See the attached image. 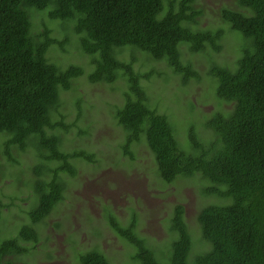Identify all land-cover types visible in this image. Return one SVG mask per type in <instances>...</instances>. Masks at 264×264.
I'll return each mask as SVG.
<instances>
[{
    "label": "trees",
    "instance_id": "16d2710c",
    "mask_svg": "<svg viewBox=\"0 0 264 264\" xmlns=\"http://www.w3.org/2000/svg\"><path fill=\"white\" fill-rule=\"evenodd\" d=\"M198 1L0 0V175L9 166L16 167L20 154L29 148L37 155L27 171L33 174L31 180L25 179L26 171L11 173L18 183L23 180L31 187L33 200L24 210L29 222L22 221L13 232L3 230L8 218L2 210L14 203L0 199V264H18L29 256L38 242L35 226L64 199V175L78 173L73 162L95 161L92 152L62 148L64 135L77 125L65 122L62 92L73 89L84 69L77 64L59 66L50 51L65 50L72 39L70 47L92 58L90 83L115 84L124 79L127 84L124 105L115 111L125 133L122 154L133 156V145L144 141L166 183L198 175L209 184L204 197L224 200L199 210L197 220L207 248L192 259L194 241L181 205L174 208L171 219L175 237L168 261L157 258L138 236L135 218L124 226L110 215L112 231L133 247V259L140 264H264V0H235L234 6L219 9L222 25L247 41L235 68L219 65L213 57L223 48L226 30L194 27L205 15ZM31 9L47 10L49 21L72 23V28L58 38L45 23L34 35ZM186 46L206 57L214 95L230 105L228 112L216 110L205 122L214 134L209 147L194 126L189 128L191 150L180 145L168 116L150 108L141 80L152 72L136 71L134 56L129 61L119 58L125 50L145 54L151 61L165 62L187 84L198 80L199 73L192 61L184 60ZM76 98L80 120L84 112L81 98ZM80 134L87 131L80 129ZM78 261L111 264L95 249L80 252Z\"/></svg>",
    "mask_w": 264,
    "mask_h": 264
},
{
    "label": "rangeland",
    "instance_id": "374dc122",
    "mask_svg": "<svg viewBox=\"0 0 264 264\" xmlns=\"http://www.w3.org/2000/svg\"><path fill=\"white\" fill-rule=\"evenodd\" d=\"M234 3L235 0H199L197 6L205 10V15L194 26L196 29L223 27L226 30L221 41L223 48L219 53H213V57L219 65L231 68H235L241 48L247 41L241 34L227 30L218 15L223 5L234 6ZM31 11L34 35L41 32L45 23L52 29V35L58 38L72 28V23L49 21L47 10ZM70 45L65 50L50 51L51 60L59 66L77 64L84 69V75L74 82L73 89L62 92V112L67 114L65 122L77 123L64 135L62 148L66 152L74 149L92 152L95 161L73 162L78 173L75 177L64 175L67 189L63 201L35 226L39 232L38 242L29 256H23L18 264H79L80 252L93 249L105 255L111 264H140L133 259V247L112 231L110 215L124 226L135 218L138 236L154 250L157 258L168 261L172 254L171 241L175 237L171 231V219L177 205L184 208L185 221L194 241L190 253L192 259L207 248L197 220L199 210L202 206L224 200L204 197L203 190L209 184L198 175L166 183L158 175L155 156L144 141L133 145V156L122 154L125 133L116 120L115 111L124 105L127 84L124 79L115 84L90 83L88 75L93 70L92 58L80 51L78 53ZM184 46L180 45L182 52ZM185 48L184 60L192 61L199 73L198 80L191 79L187 84L165 62L151 61L145 54L135 52L132 55L130 50H125L119 58L129 61L134 56L137 58L136 71L152 72L150 78L141 80L150 108L168 116L180 145L191 150L189 128L194 126L200 140L209 147L214 134L205 122L216 110L228 112L230 105L219 102L215 97L213 80L207 75L210 64H205L206 57L192 53L187 46ZM76 97L81 98L84 112L80 120L76 119L80 113L75 107ZM80 129H85L87 134H80ZM36 156L35 151L29 148L20 154V163L16 167L9 166V173L0 175V199L4 203H14L2 210L3 217L8 218L2 226L7 232L18 230L22 221L29 222L24 210L33 200L31 187L23 180L18 183L16 175L11 173L26 171L25 179L31 180L33 174L27 171L29 165L36 163Z\"/></svg>",
    "mask_w": 264,
    "mask_h": 264
}]
</instances>
